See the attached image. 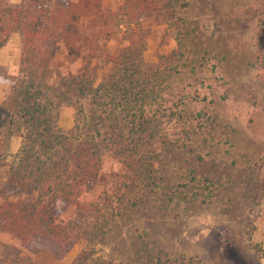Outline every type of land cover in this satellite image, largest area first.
Returning <instances> with one entry per match:
<instances>
[{"label": "rangeland", "instance_id": "obj_1", "mask_svg": "<svg viewBox=\"0 0 264 264\" xmlns=\"http://www.w3.org/2000/svg\"><path fill=\"white\" fill-rule=\"evenodd\" d=\"M141 1L101 0L105 14L132 25L98 47L52 42L33 77L21 63L0 68L11 87L1 104L0 205L26 212L57 196L49 216L77 237L68 250L40 238L24 245L0 218V264H73L84 251L91 264H264V0H161L147 16ZM22 3L46 25L68 10L70 30L94 32L68 7L78 0ZM12 45L21 49V37ZM175 50L177 61L160 63ZM67 144L83 145L77 159ZM69 172L81 208L61 199ZM41 174L54 179L51 191L33 189Z\"/></svg>", "mask_w": 264, "mask_h": 264}, {"label": "trees", "instance_id": "obj_2", "mask_svg": "<svg viewBox=\"0 0 264 264\" xmlns=\"http://www.w3.org/2000/svg\"><path fill=\"white\" fill-rule=\"evenodd\" d=\"M52 1L53 0H33L34 3L40 6L43 5L46 9L50 7ZM160 1L161 0L141 1L138 9L141 13H143L142 16H147L148 14H145V10L148 12L147 9H149L151 5L156 7ZM174 1L177 0H173V2ZM68 5V7H72L77 11L78 18L90 17L88 25L94 30L90 38H86L82 34L69 29L68 25L70 23L71 16L68 10L63 11L59 17L52 14L49 23L46 25V19L48 18L47 15L42 16L39 13L34 14L31 10L26 8L24 3L20 5H13L10 0H0V48L7 44L13 33L18 32L21 35L22 51L20 72L27 71V75H29V77L35 76L38 72V64L35 60L36 56L38 57L42 54L45 56L47 54L45 46L52 42L61 41L68 48V50L77 49L84 40L85 42L89 41L91 45L97 43V46L98 43H100V40L104 39L105 42L109 40L108 38L114 28L121 29L132 25L130 24V21L125 20L124 22H121V20L116 16L110 13L105 14L102 9L101 0H78V4L74 5L70 3ZM173 5H176V2ZM173 5L164 9L165 13H168L169 10L174 7ZM158 9L161 10L160 8ZM100 17L110 18V21L103 22ZM54 23L57 24L55 25ZM109 27L111 30H109ZM178 54L179 51L175 50L170 55L161 56L160 63L165 65L170 64L176 60L175 58ZM125 84L126 92H130L131 95L135 94L133 90L136 88V78L126 80ZM17 91L18 89L15 87L13 93L7 101V104L14 105L17 102ZM5 109L4 105H0V127L2 126L1 119ZM6 131V137L1 142L2 147L7 146V142L11 137L8 128ZM73 133L74 131H71V135ZM68 145L69 144L65 147L72 152V157L77 159L80 150L83 149V145L79 144V146L73 150L70 145ZM39 152H41V150ZM122 161L126 169L132 168V163L129 159L124 158ZM29 175L32 176L33 173H29ZM49 177L50 174H41L39 178H34L32 181V185L35 182L33 189L40 190L42 187H46L50 190L55 182L54 179ZM63 178H65L64 184L66 185V189L62 192V201L81 208L83 205V193L78 188L81 182H78L76 178H73L70 172L63 176ZM56 199L57 196H53L52 198H49L47 202L40 203L39 208H33L32 210L26 212H24L23 209H18V203L6 201L0 205V218L3 220L6 229L15 233L24 245H29L35 239L40 238L50 240L64 250L71 249L77 241V237L74 232H68L67 229L59 228L54 225L52 218L49 216L51 205ZM98 202L100 203V201H97L88 204V209L92 212L100 211ZM91 260V252L84 251L78 255L73 264H91ZM17 264L34 263L20 261Z\"/></svg>", "mask_w": 264, "mask_h": 264}, {"label": "crops", "instance_id": "obj_3", "mask_svg": "<svg viewBox=\"0 0 264 264\" xmlns=\"http://www.w3.org/2000/svg\"><path fill=\"white\" fill-rule=\"evenodd\" d=\"M13 5H20L21 0H10ZM17 37H21L18 32H15L11 35L10 40L4 47L0 48V68H2L6 73L9 70L14 72L17 65L21 61V52L22 51V39H21V49L17 46L12 45V42L16 40ZM11 87L8 83L5 82L4 77L0 76V105L7 99L10 95ZM11 151L17 150L19 143L17 140L13 139L10 142Z\"/></svg>", "mask_w": 264, "mask_h": 264}]
</instances>
